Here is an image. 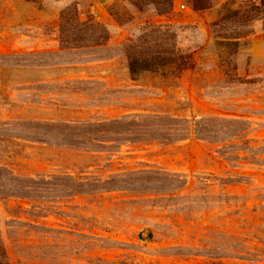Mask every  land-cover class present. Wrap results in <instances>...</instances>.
Here are the masks:
<instances>
[{
    "label": "rangeland",
    "instance_id": "obj_1",
    "mask_svg": "<svg viewBox=\"0 0 264 264\" xmlns=\"http://www.w3.org/2000/svg\"><path fill=\"white\" fill-rule=\"evenodd\" d=\"M258 2L0 0L8 264H264V22L218 23Z\"/></svg>",
    "mask_w": 264,
    "mask_h": 264
},
{
    "label": "trees",
    "instance_id": "obj_2",
    "mask_svg": "<svg viewBox=\"0 0 264 264\" xmlns=\"http://www.w3.org/2000/svg\"><path fill=\"white\" fill-rule=\"evenodd\" d=\"M152 3L156 5V7H162L161 12H165L172 6V0H150ZM197 3V2H196ZM196 8H203L204 5L195 4ZM255 17L261 19L264 22V0H259L257 4H252L248 7L246 11L240 13L237 10L228 11L224 14L218 23L225 22L227 20L240 21L244 24L250 23ZM64 22L60 27V32H65L66 26ZM73 29H78L80 27H85V23L80 22H72ZM216 23L215 25H217ZM93 26L98 27V25L93 24ZM102 32V30H101ZM136 45L134 43H130L128 48L126 49L127 56V64L128 70L132 77H136L142 73L146 72H156L165 67H175V69L179 72L190 67V60L183 55L174 54L172 51L168 50H144L137 51L135 50ZM177 55V56H174ZM149 234L148 236H150ZM0 238V264H8L7 255L3 243H1Z\"/></svg>",
    "mask_w": 264,
    "mask_h": 264
}]
</instances>
